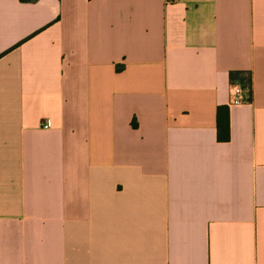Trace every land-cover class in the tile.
<instances>
[{"label": "crops", "instance_id": "1", "mask_svg": "<svg viewBox=\"0 0 264 264\" xmlns=\"http://www.w3.org/2000/svg\"><path fill=\"white\" fill-rule=\"evenodd\" d=\"M0 264H264V0H0Z\"/></svg>", "mask_w": 264, "mask_h": 264}, {"label": "trees", "instance_id": "2", "mask_svg": "<svg viewBox=\"0 0 264 264\" xmlns=\"http://www.w3.org/2000/svg\"><path fill=\"white\" fill-rule=\"evenodd\" d=\"M231 81H239L243 87H247L250 86V81L246 80V79H241L238 77H235L234 75H232L231 77ZM218 139L220 141H229L230 140V125H229V121L226 119H223L221 117V114H219L218 116Z\"/></svg>", "mask_w": 264, "mask_h": 264}, {"label": "built area", "instance_id": "3", "mask_svg": "<svg viewBox=\"0 0 264 264\" xmlns=\"http://www.w3.org/2000/svg\"><path fill=\"white\" fill-rule=\"evenodd\" d=\"M176 0H167L168 3L175 2ZM244 87L240 82H232L230 86V93L233 103H243L247 102V99L243 95ZM47 128L48 125L44 124Z\"/></svg>", "mask_w": 264, "mask_h": 264}]
</instances>
